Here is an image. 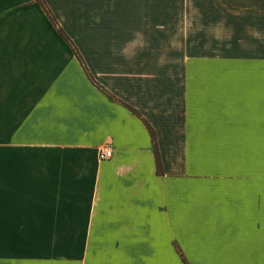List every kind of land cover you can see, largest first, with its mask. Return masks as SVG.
I'll list each match as a JSON object with an SVG mask.
<instances>
[{
    "label": "crops",
    "instance_id": "1",
    "mask_svg": "<svg viewBox=\"0 0 264 264\" xmlns=\"http://www.w3.org/2000/svg\"><path fill=\"white\" fill-rule=\"evenodd\" d=\"M44 1L163 174L37 1L0 0V264H264V0Z\"/></svg>",
    "mask_w": 264,
    "mask_h": 264
},
{
    "label": "trees",
    "instance_id": "2",
    "mask_svg": "<svg viewBox=\"0 0 264 264\" xmlns=\"http://www.w3.org/2000/svg\"><path fill=\"white\" fill-rule=\"evenodd\" d=\"M37 3L41 6V8L43 9V11L45 12V14L47 15V17L49 18V20L51 21V23L53 24V26L55 27L58 35L69 45V47L71 48L73 54L76 56L77 60L79 61L80 65L82 66L87 78L89 79V81L97 88L99 89L101 92H103V94H105L110 100L114 101V102H118L120 104H122L123 106H125L129 111H131L134 115H136L137 117L141 118L143 120V122L145 123L150 136H151V142L153 145V151H154V156H155V161H156V167H157V174L158 175H162L163 174V168H162V163H161V157H160V152L158 149V145H157V140H156V134L154 129L151 127V125L141 116V114L139 113V111H137L135 108H133L132 106L128 105L127 103H125L124 101L119 100L118 98H116L115 96H113L112 94H110L108 91H106V89L95 80V78L93 77V75L91 74V72L89 71V69L87 68V66L85 65V62L83 61V58L81 57L76 45L74 44V42L71 40V38L68 36V34L65 32V30L59 25V23L57 22V20L55 19V17L53 16L51 10L49 9V7L47 6V4L45 3L44 0H36ZM181 259L183 261L184 264H187L183 254H180Z\"/></svg>",
    "mask_w": 264,
    "mask_h": 264
},
{
    "label": "rangeland",
    "instance_id": "3",
    "mask_svg": "<svg viewBox=\"0 0 264 264\" xmlns=\"http://www.w3.org/2000/svg\"><path fill=\"white\" fill-rule=\"evenodd\" d=\"M186 167L183 166V169H185ZM199 171L201 169V166L199 165ZM215 169H221V166H214ZM256 169V170H255ZM258 169H261V172H264V167H253V166H247L246 167V173L247 175H253L254 173H257L258 172ZM220 172V171H219ZM188 187V188H187ZM187 187H185L184 185L181 184V191H183L181 193V207L184 209L185 208H188L190 205H192L193 207H196L197 209V206L200 209H204V198H205V186H198V198H195L196 197V194H193L190 196V191H193L192 187L187 184ZM189 190V197H188V194H187V191ZM170 199L168 198L167 199V202L169 201ZM172 201V199H171ZM168 205V203H167ZM171 205H173V203H171ZM175 206V205H173ZM193 215H196V214H190V213H184L183 214V219L185 220H189L191 219V217ZM204 213L203 212H199V214L197 213V217H199V220H202L201 218L204 217ZM62 248H65V247H62ZM73 251H75L77 249V247H70ZM197 264H220V263H215V262H198ZM222 264V263H221Z\"/></svg>",
    "mask_w": 264,
    "mask_h": 264
},
{
    "label": "built area",
    "instance_id": "4",
    "mask_svg": "<svg viewBox=\"0 0 264 264\" xmlns=\"http://www.w3.org/2000/svg\"><path fill=\"white\" fill-rule=\"evenodd\" d=\"M112 156H113V151L109 147L101 148L98 151V158L100 160H107L110 159Z\"/></svg>",
    "mask_w": 264,
    "mask_h": 264
}]
</instances>
